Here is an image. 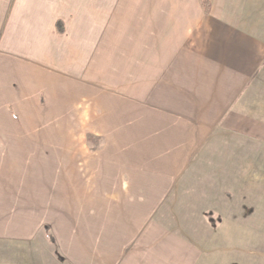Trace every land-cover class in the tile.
I'll use <instances>...</instances> for the list:
<instances>
[{
  "label": "crops",
  "instance_id": "1",
  "mask_svg": "<svg viewBox=\"0 0 264 264\" xmlns=\"http://www.w3.org/2000/svg\"><path fill=\"white\" fill-rule=\"evenodd\" d=\"M49 116L63 160H0V262L209 264L260 219L264 0H0V148Z\"/></svg>",
  "mask_w": 264,
  "mask_h": 264
},
{
  "label": "rangeland",
  "instance_id": "2",
  "mask_svg": "<svg viewBox=\"0 0 264 264\" xmlns=\"http://www.w3.org/2000/svg\"><path fill=\"white\" fill-rule=\"evenodd\" d=\"M66 118V116L37 117L35 122L34 118H31L27 120L29 124L27 122L19 124L20 135L26 138L32 136L31 130L28 132V128L33 126V130L36 126L38 131L37 134L33 135H36L37 141L32 140L31 144L26 138L25 142L20 139L21 146L19 148V140L12 142L7 138L4 141L3 148H0V160H6V167L15 168L10 173L25 176L35 169L38 171L45 160H63L60 149L54 148L55 144L61 143V139L57 132H52V128L56 127L54 124L61 125V122ZM59 127L62 128V126ZM24 129L26 132H22ZM5 135L7 137L8 133ZM87 140L92 143L93 138L89 136ZM260 192L262 194L259 201V213H256V217L259 216L260 219H257L256 228L247 226L252 223L251 220H248V217H245L246 224L243 228L241 226L228 227L226 225L225 228L220 230L213 229L214 238L206 242V248L210 250L206 252L209 257L207 259L209 264H264V183H262ZM247 214H251V207L246 208L245 216ZM210 230H200L201 235L208 234L207 231ZM205 261H202V264ZM0 264H14V261L11 258L7 262H0Z\"/></svg>",
  "mask_w": 264,
  "mask_h": 264
},
{
  "label": "trees",
  "instance_id": "3",
  "mask_svg": "<svg viewBox=\"0 0 264 264\" xmlns=\"http://www.w3.org/2000/svg\"><path fill=\"white\" fill-rule=\"evenodd\" d=\"M200 1L202 4V7L204 9V12L206 14H209L211 12V8H212V0H200Z\"/></svg>",
  "mask_w": 264,
  "mask_h": 264
}]
</instances>
